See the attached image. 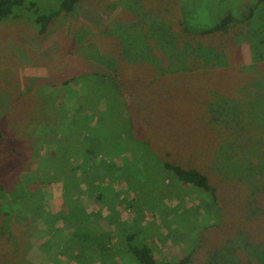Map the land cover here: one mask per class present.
<instances>
[{
	"label": "rangeland",
	"instance_id": "374dc122",
	"mask_svg": "<svg viewBox=\"0 0 264 264\" xmlns=\"http://www.w3.org/2000/svg\"><path fill=\"white\" fill-rule=\"evenodd\" d=\"M164 1L83 0L69 21L72 24H69L67 19H58L52 29L42 38H37L35 32L25 31V29L21 31L22 33L16 32V35L23 36L24 40L19 41V37L16 35L0 38V188L8 189L13 199L21 197L22 203L24 200L31 201L30 196L33 191H40L39 194L43 193V201L49 211L56 213L63 209L66 210L62 196L63 184L67 181V177H62L60 173L47 177L45 173L47 167L51 165L47 159L51 145H53V137L43 126H39L38 130L32 129L31 113L36 111L37 124L43 123L39 120L40 107L36 105L34 108V101L31 99H28L25 104L19 103L18 99L22 98L21 95L33 86L34 79L39 80L35 84L53 85L56 83L57 87L48 88L46 95L47 97L53 96V98L62 96V101H65L62 106L70 112V109L74 110L82 106L84 102L82 99L86 96L85 86L63 85L67 78L76 75L78 72L76 67L86 68L82 61L77 64L79 52L82 54L87 51L88 56L95 54L97 62L95 59L94 61L82 60L90 64V67H97L98 70L110 68L118 62L121 67H129L128 63L132 61L127 62L128 57L140 58L144 52V57H147V54L149 57L143 63L135 65V67H140L137 71L139 73L130 74L129 69H126L123 73L124 76L117 77V81L122 84L120 94L117 93V95L114 90L116 89L115 84L118 83L111 84V78L101 77L94 81L97 84L101 80L103 88L109 90V96L106 95L104 100L108 104L107 108L104 111H99V118L103 117L102 112H104L109 119L106 121V127L115 121L114 129L122 124L130 127L128 121L129 118H132L135 126L133 134L135 140L138 141L129 145L130 142L128 145L135 147L138 155L141 157L143 155L139 141H151L153 149L162 160L188 165L207 175L212 186L216 189L215 194L219 203L214 205L211 193L208 204L212 212L210 210V213L205 212L203 218L194 212H188L189 209L200 208L201 200L197 198L199 196L197 194L202 192L190 191L189 186L180 183L170 173L167 174L166 179L162 178L160 185L164 183V187H172L174 191L171 194H176L175 198L164 201L154 213L146 206H144V210L141 205L132 207L130 202L135 199L136 194L128 188L126 180H123L122 176L124 170L131 171L134 167L138 168L135 164L136 160L133 159L136 154L132 156L129 153L121 154L120 158L113 156L109 161L103 155L93 156L94 166L101 168L105 163L103 161H106L108 164L116 166L114 167L115 172L112 173V178L108 175L103 181L97 180L95 184L97 190L93 188L92 194L86 188L85 183L80 182L83 186L77 194L73 191V195H76L74 199L90 213L91 218L101 217L93 223L94 225L92 224L93 230L99 231V233H111L115 244L119 242L122 225L134 222L136 224L146 223L150 228L155 229L154 236L150 237V240H143V237L137 238L132 243L134 247L138 246L137 243L140 242L150 244L156 260L163 263H178L190 253L188 245L191 251L196 250L198 246L200 247V253L197 255L199 263L194 264H201L200 262L207 264L206 260L209 259L207 253L216 249L217 244H223L230 238L234 237L237 241L240 240L243 236L239 234L245 233L244 228L247 225L250 227L249 231L247 230L249 233L247 235L251 241L264 244V239L260 237L261 233H258L259 230L264 231V222H248L243 227L238 224L240 220L249 221L248 219L253 218L255 213H259L258 211L263 206L261 200L257 201L258 195L255 197L252 189L264 186V62L260 61L261 57H264V3L257 5L259 0H250L252 4L249 0H189L187 2L190 4L188 9L182 8L181 11L190 13V23L188 21L187 25L191 24L196 29L210 30L228 14H232L233 19L226 29L228 32H224V36L204 37L198 35L199 33L192 34L193 36L177 35L178 53L173 49H164L161 45H156L154 40L149 42L151 45H148L146 42L151 34L150 31H147V24L134 19L136 20L134 21L135 26L130 35L136 40L128 39L126 33L124 39L118 38L125 57L116 59L118 58L116 48L110 43L111 39L107 36L111 35L109 26H112L113 23H122L127 26L133 24L125 23L129 19L127 17L129 13L124 4L138 2L143 7L148 5L147 9H155L158 12L157 17L161 18L163 23H168L166 20L171 21L170 17L176 18L179 4L173 9L171 6L165 5ZM178 15L181 16L182 13ZM252 17V21L247 23V20ZM131 18L133 20L132 16ZM183 18L182 20L185 19ZM148 23L154 24L151 21ZM175 25L173 24L174 27ZM141 28L143 29L141 34L135 31ZM25 41L27 45H25ZM98 47L101 51H98ZM136 49L140 50L141 55L138 52L133 54L132 51ZM175 53V58L169 61L170 55ZM159 58L164 65L160 81L159 75L149 73L147 69L152 59L159 60ZM99 64L103 67L100 68ZM198 67H205V71L192 75L194 69ZM254 68H257L258 72L263 69L260 77L254 76ZM108 72L116 74L110 70ZM180 77H183V81H193L196 86H200L202 84L200 81L206 79L204 86H208L210 94L214 95L211 108L218 112L215 118L222 109L227 112L238 109L240 120L235 121V126L227 127L223 124L217 125L214 129L215 124H211L213 117L206 115L208 119L202 118L201 121H198L196 128H193V121H197L195 120L196 115L193 114L191 117L190 111L186 113L181 105V95L176 91L172 92L170 82H180L182 79ZM28 79H30L29 82ZM82 81L85 83L88 78H83ZM249 81L252 82L254 88L250 89L252 92L246 97L244 93L247 90H243L242 87ZM160 83H163L161 86L163 89L156 94L154 92L159 89ZM255 86H258L257 89ZM94 87L96 88V85ZM139 88L144 89L145 93L151 91L149 96L142 93L140 97L136 94V90ZM182 96L189 108L196 107L195 104L194 106L192 104V95L187 86H183ZM145 99L148 108H144L145 102L143 103L142 100ZM203 104L208 105L207 100ZM173 108L178 112L174 117L173 114L169 115ZM223 115L226 113L223 112ZM8 119H10L14 130L17 127L22 136L18 131L13 133L7 127ZM83 123L84 121L79 119L75 123L76 130L74 129L76 132H80L81 141L86 135V131L83 132V130L87 129L83 128ZM206 127H209L210 131L212 129L211 134L206 131ZM103 129L104 127L101 125L95 130V133L102 134ZM25 130L28 135L23 136ZM213 130L222 131V134L232 138L230 143L234 145L229 146L230 144L215 142L216 132ZM198 135L202 136L200 141ZM24 142L27 158L18 149V146ZM122 158H127L128 163L123 165ZM78 164H80L78 161H72L69 165L70 170L72 167H77ZM238 164L244 165L246 168L244 173L248 175V179H243V182L239 177L234 176L241 174ZM255 167L253 178L250 173ZM166 173L164 172V174ZM79 175L78 177H80ZM45 177L47 182L42 183L40 179ZM127 177L129 179L134 177V173H128ZM141 181L148 182L147 180ZM178 193L182 196L181 199H179ZM35 206L36 202L34 208ZM228 211L233 212L237 218H229L231 215L226 214ZM176 214H182L181 223L178 226L180 232L184 233L183 237L188 239V244L169 241V230L164 226L162 217L167 215V220L173 222L175 220L172 218ZM2 218L0 217L1 264L4 260L10 264H78L74 260L71 261L61 256L62 248L57 237L45 242L47 245H44L41 250L39 249V243H43L42 241L47 235L46 225L44 226L42 223H50L47 212L43 213L44 220L40 225L37 224L38 220L30 218V216H26L27 219L14 217L11 218V221L7 220L8 223L5 221L6 219ZM187 219L189 224L184 226L182 222L185 223ZM67 224V221L63 220L58 223L52 222L48 227L55 230L57 227L64 228ZM36 227L39 230L37 238L31 239L36 241H33L34 244H30L25 235L29 234V230H35ZM123 230L126 234L127 232L131 233L132 227L125 226ZM67 231V234L72 232L71 230ZM63 232L60 230L54 234L62 236ZM231 235L234 236L231 237ZM23 238L25 239L21 240ZM103 243L106 244L107 241ZM35 244L38 245L34 246ZM90 245L93 247L95 243L89 242ZM113 253L111 257L116 259L117 264H130L135 261L131 258L130 252L126 256ZM240 254L245 255L244 253ZM259 255L262 256L263 253L260 252ZM227 259H229V255H223L217 260L211 261V264H224L223 262Z\"/></svg>",
	"mask_w": 264,
	"mask_h": 264
},
{
	"label": "trees",
	"instance_id": "16d2710c",
	"mask_svg": "<svg viewBox=\"0 0 264 264\" xmlns=\"http://www.w3.org/2000/svg\"><path fill=\"white\" fill-rule=\"evenodd\" d=\"M83 0H0V38L4 37H10L11 35H16V32L22 33L21 31L25 29V31H33L35 32V36L37 38L44 37L55 25V22L61 19H67V22L70 21L72 15L77 11L78 6L82 3ZM250 1V0H249ZM189 0H165V5L171 6L173 9L176 8V5L179 4V13H182V15L174 17H170L171 21L163 19L168 21V23H163L162 19L157 17L156 14L158 12L155 9H147V6L143 7L138 2L133 3H127L124 4V7L126 11L129 13L127 14V17L129 18L126 20L125 23L132 24L131 26L124 25L122 23H111L112 26H109V30L111 31V35L107 36L109 37L110 43L116 48V59H119L123 56V48L120 43V40L118 38L124 39V34L126 33V36L128 39L136 40L133 36L130 35V32H133L134 29V21H143V23H146L148 26L149 33L151 34L150 38L147 40L146 43L148 45H151L150 41H155V44L161 47L173 49L176 53H178V41L176 39L177 35L185 34L186 36H193L196 34L203 35L204 37H209L210 35H221L224 36V32L226 31L229 24L232 22L233 15L228 14L226 18H224L218 25H216L214 28H210V30H202V29H196L191 24L187 25V22L190 23V13H186L182 8H187L190 4H188ZM252 4V2L250 1ZM264 3V0H259L257 5H261ZM143 5V2H142ZM194 6V5H192ZM149 7V6H148ZM169 12V11H168ZM133 17V20L131 16ZM254 16V14H252ZM171 16V15H170ZM182 17H184L182 20ZM136 19V20H134ZM157 19V21H155ZM253 17L248 19L246 22L249 23L252 21ZM148 21L153 22V25H150ZM114 22V21H113ZM69 24H72L69 22ZM141 24V23H140ZM175 25V27L173 26ZM73 26V25H72ZM127 26V27H126ZM128 29V30H127ZM137 29L135 31H138L141 34V31ZM24 31V32H25ZM118 31H120L118 33ZM146 31V32H147ZM123 34H122V33ZM3 34V36H2ZM193 34V35H192ZM238 34V33H237ZM24 35V34H23ZM158 39H157V37ZM235 35V34H234ZM19 37V41L24 40V37L21 35H16ZM235 37V36H234ZM25 45H27V42L25 41ZM151 47V46H150ZM147 49V48H146ZM148 50V49H147ZM98 51H101V49L98 47ZM142 51V50H141ZM220 51V50H219ZM133 54L138 52L141 55L140 50L136 49L135 51H132ZM221 52V51H220ZM144 53V52H143ZM142 53V56L140 58H136L134 56H129L127 62H130L131 60L133 62L128 63L129 67H121L119 62L118 64H114L110 66V68L107 69H96L95 66H89L86 61H83L82 59H89V61H94V59L97 62V57L95 56H88V52L84 51L82 54L77 55V64L79 62H83L84 65H86L85 69L76 67L78 71L76 75L67 78L63 85L68 84H75L76 87L85 86L86 89L84 90L86 93V96L84 99H82L83 104L77 109H70V112L63 108V102L62 96L59 97H47L46 90L49 88H56L57 84L53 85H42V84H35L39 80L34 79L33 86H31L28 91H26L24 94H22V98L18 99L19 103L25 104V102L28 99L33 100V106L34 108L36 105L40 107L39 111V120L43 123L37 124V116L36 111L34 113H31L30 119L32 120L33 126L35 130H38L39 126H43L44 129L48 130V134H50L52 139L51 149L48 155L47 161L51 164L49 167H47L46 170V176H54L58 173L62 177H67V181L63 184V202L64 206H66V210H60L56 213L51 212L47 209L46 204L43 201V193L40 191H33V193L30 196V200H24V204L22 203L21 197H16V199L12 198V195L10 194L8 189L0 188V217H3L2 219L5 220L7 223V220H12L11 218L16 217L17 218H26V216H30V218H33L34 220H38L37 224L40 225L41 221L43 219V213L47 212L50 218V223H58L61 221H67V226L64 228H59L55 230L49 229V222L48 224L42 223L44 226L46 225V238L42 241L43 243H39V249L41 250L44 245H47L45 242L50 241L54 237H57V240H60L62 253L61 256H64L68 258L69 260H74L78 264H117L115 261L116 259L114 257H111L115 252L116 254H126L130 252V256L134 261V263L130 264H194L199 263V260L197 259V255L200 253V247H196V250L191 251L190 246L188 245V248L190 249V253L181 261L178 263H163L156 260L154 251L152 246L147 243H137L138 246L134 247L132 243L139 239L140 237H143V240L149 239L150 237L154 236L153 231L155 230L153 227L150 228L149 224H124L122 225L121 234L119 235V242L117 244L113 243V235L111 233H99V231H94L92 224L96 221H98L101 217H95L94 219L90 217V213L87 212L83 206L79 205L76 199H74L76 195H73V191L75 194L79 192V190L82 188V184L80 182H84L86 188L89 190L90 194L93 193V188L97 190L96 181H103L105 180L106 176H111L112 173L115 172L114 167L115 165L108 164V162L104 163V166L99 168L93 165L92 159L93 156L103 155L105 159L111 160L113 156H117L120 158L121 154L129 153L132 156L136 154V157H134L135 164H137L138 168L134 167L131 171L124 170L122 172L123 180H126V185L128 188L136 194L135 199L130 202V205L132 207H143L144 206L150 208L149 210L152 211V213L155 212V210L164 203V201H169V199H173L176 197V194H171L174 190L170 186H165L164 183L160 185V181L164 177L165 179L168 177L167 174H172L175 176V178L183 184H186L189 186L190 191L194 190L196 193L202 192L200 194H197L198 199L201 200L200 208L198 209H189L188 212H194L196 215H200L203 218V214L210 213V205L208 204V198L213 197V202L219 203L215 191L216 189L212 186L209 177L196 168H193L188 165L180 164V163H170L169 161L162 160L158 154L153 149V144L151 145V141L145 140V141H139L141 143V151L143 152L142 157L137 154V151H135V147H131L129 145L132 144V142L138 141L135 140L134 137V122L132 118H129L128 124L130 122V127L124 126L123 124L118 127L117 129H114L116 123L111 122L108 127H106V121L107 115L102 112L103 117L101 116L99 118V111H104L107 108V102H105L106 95L109 96V90L103 88V83L100 82L95 84L94 81L99 80L101 77L104 78H111L112 83H118L116 85L115 92L116 94H120L122 91V84L117 81V77L124 76V71L126 69H129L128 72H131L130 74H137L139 72L140 67L135 65L139 63H143L147 60L149 57V54H147V57H144ZM175 54L170 55V59H174ZM260 61L264 62V57H261ZM111 62V60H110ZM257 60L255 61V63ZM261 62V63H262ZM98 64V63H97ZM146 64V63H145ZM170 65H172V62H170ZM100 68L103 66L99 64ZM206 67V66H205ZM205 67H198L194 69V72L192 75H197L198 73H201L204 70ZM142 68V67H141ZM164 65L161 62V59L159 60L152 59L150 65L148 66L149 73H155L156 75H159V81L160 75L163 73ZM74 69V68H73ZM113 71L116 74H111L108 71ZM262 70L260 69V72H258L257 68H254V76L257 78L258 76L262 75ZM142 72V71H141ZM83 78H88V81L85 83H82ZM180 82L175 81L170 82L172 84V92L176 91L178 92L182 99H181V105L183 109L186 111H190L191 117L193 114H195V120L193 121V128H196L199 123L198 121H201L203 118L204 120L208 119V116L211 115L213 119H211V124H215L213 128L215 129L217 125H223L230 127V125L235 126V121L240 120V116H238V109L232 110L231 112H227L226 110L222 109L221 113L216 117L218 112H216L213 108H211V102L214 95H211L209 92V87L204 86L205 80H202V84L200 86H196L193 81H183V77ZM264 78V77H263ZM30 79H28V82ZM252 81V80H251ZM204 82V83H203ZM251 83V84H250ZM124 84V83H123ZM160 87L157 91L154 93H158L159 90H162L163 83H160ZM167 84V83H165ZM96 85V88L94 87ZM121 85V86H120ZM18 86V85H17ZM183 86H187L189 89V92H191L192 95V104L196 107L194 109L189 108L186 101L183 99L182 92H183ZM169 87V86H168ZM256 89L258 86H255ZM242 88L243 90H247L246 97L249 93L252 92L250 90L251 88H254V85L252 82H248L246 85H244ZM149 89V88H148ZM147 89V90H148ZM140 97L141 94L144 93L146 96H149V92L151 91H144V89L139 88L136 90ZM135 91V92H136ZM117 94V95H118ZM36 96V97H35ZM145 96V97H146ZM155 96V95H154ZM25 97V98H23ZM245 97V99H246ZM147 99V98H146ZM145 100H142V102L145 104L146 108L147 102ZM203 99V100H202ZM209 99V101H208ZM155 100V99H153ZM208 105H204L203 102H206ZM199 104V106H197ZM220 105V104H219ZM207 107V108H205ZM221 107V105H220ZM218 107V108H220ZM148 108V107H147ZM205 108V109H204ZM165 109V108H164ZM204 109V110H203ZM74 111V112H73ZM143 111V110H141ZM223 112L226 113V115H223ZM154 113V111H153ZM175 113L178 114L177 110L175 108L171 109L169 112V115L173 114V117L175 116ZM145 115L143 114V118ZM110 118V117H108ZM117 118V117H116ZM141 118V117H140ZM79 119H82L84 121L83 128H87L83 130V132L86 133L85 137L81 141V134L80 132H76V121ZM8 121V128L12 130L14 133L15 131H18L17 127L16 130L12 127L10 123V119ZM143 121V119H142ZM175 122V121H174ZM209 124V125H211ZM103 126V132L102 134H96L95 130L99 128L100 126ZM142 125H144L142 123ZM206 125V126H209ZM147 127V126H146ZM145 128V127H144ZM199 128V127H198ZM206 131L211 134V131L209 130V127H206ZM75 129V130H74ZM215 130H213L214 132ZM215 142L219 143H226L227 145L231 146L234 145L231 142L232 138L227 137L226 135L222 134V131H215ZM19 135L22 136V134L18 131ZM17 133V136H18ZM80 136L78 137V135ZM28 135L26 133V130L23 132V136ZM1 136V133H0ZM199 136V141L202 139V136ZM154 138V135H153ZM229 138V139H228ZM131 142V143H130ZM128 143H130L128 145ZM26 144L25 142L18 146V149L20 152H22V155L26 157V151L25 148ZM83 151V152H82ZM82 152V153H81ZM236 154V153H235ZM234 154V155H235ZM27 158V157H26ZM127 158H122L123 165L128 163ZM126 160V161H125ZM72 161H78L80 164H78L77 167H72L70 170V163ZM238 169L240 170V175H234L235 177H239L240 181L243 182V179H248V175L244 173L246 168L242 164H238ZM244 167V168H243ZM254 169L253 172L250 173V176H254ZM238 170V171H239ZM82 172V173H81ZM164 172H167L164 174ZM128 173H134V177H131L130 179L127 177ZM78 174H80L78 177ZM82 175V176H81ZM28 177V176H26ZM35 179L34 177H32ZM254 178V177H253ZM45 178L40 179L42 183H45ZM147 180V183H143L141 180ZM238 179V180H239ZM33 185V184H32ZM94 185V186H93ZM151 185V186H150ZM84 188V187H83ZM256 188V187H255ZM254 190L252 189L254 196L257 197V201H262V207L260 208L259 213H255L253 215V218H249V221H241L238 223L242 227L249 223H258L264 222V186L259 187ZM143 192V193H139ZM21 194V192H19ZM28 194V193H27ZM206 196V197H205ZM7 197H9V200H7ZM100 197V196H99ZM179 199H181V195L178 193ZM41 199V200H40ZM36 202V206L34 208ZM212 206V205H211ZM217 207V206H216ZM244 210V209H243ZM220 213V212H219ZM202 214V215H201ZM226 214H230L229 218H237V216H234L233 212H227ZM182 214H176L174 216L175 221L169 222L167 220V215H164L162 217V222L164 221V226L169 230V241L172 242H182L184 244H188V239L183 235L184 233L180 232V228L178 225H180V217ZM221 217V213L219 214ZM29 218V219H30ZM31 220V219H30ZM171 220V219H170ZM191 222V218H190ZM200 222V221H199ZM184 226L189 224V220L184 223ZM173 224V225H172ZM94 225V224H93ZM125 226H131L132 231L131 233H124V227ZM245 229L244 234H239L240 236H243L240 240H236L233 236L228 239L223 244H217L215 246L216 249L213 251H210L207 253L209 256L208 260H206L207 264H211V261L217 260L220 256L229 255V259L224 261V264H264V246L263 243L259 242H253L251 241V238L247 235L249 234L247 230L249 231L250 227L247 225ZM60 230H63L62 236H59L57 233L54 234V232H58ZM67 230H71L72 232L66 233ZM188 230V228H186ZM37 227L36 229L29 230V234H26V240L29 241L30 244H34L36 240H31L33 238H37L38 235ZM52 231V232H51ZM68 232V231H67ZM62 233V232H61ZM201 233V231H200ZM233 233V231H232ZM258 233H261V236L264 239V231L259 230ZM178 234V235H177ZM259 237V238H260ZM25 238L21 239L24 240ZM107 241V243H103ZM236 241V242H235ZM89 242L95 243V246H89ZM150 242V241H149ZM235 242V243H234ZM38 244H35L34 246H37ZM187 246V245H186ZM90 247V248H88ZM34 248V247H33ZM92 251L88 253L87 251ZM260 252L263 253L262 256H260ZM240 253H244L245 255H241ZM120 256V255H119ZM111 257V258H110ZM212 257H216L213 258ZM228 257V256H227ZM224 260V259H223ZM203 264V262H200ZM1 264V263H0ZM2 264H10L6 260L2 261Z\"/></svg>",
	"mask_w": 264,
	"mask_h": 264
}]
</instances>
